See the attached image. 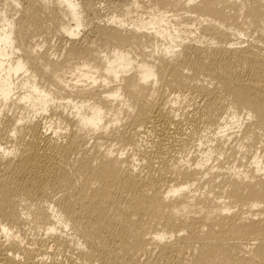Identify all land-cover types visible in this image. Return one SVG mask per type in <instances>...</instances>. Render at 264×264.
<instances>
[{
    "label": "bare ground",
    "instance_id": "1",
    "mask_svg": "<svg viewBox=\"0 0 264 264\" xmlns=\"http://www.w3.org/2000/svg\"><path fill=\"white\" fill-rule=\"evenodd\" d=\"M0 264H264V0H0Z\"/></svg>",
    "mask_w": 264,
    "mask_h": 264
}]
</instances>
